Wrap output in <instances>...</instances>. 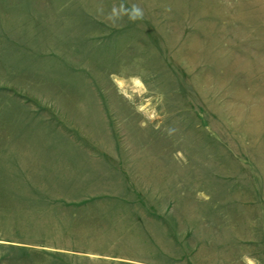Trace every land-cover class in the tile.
Returning a JSON list of instances; mask_svg holds the SVG:
<instances>
[{
	"label": "rangeland",
	"instance_id": "rangeland-1",
	"mask_svg": "<svg viewBox=\"0 0 264 264\" xmlns=\"http://www.w3.org/2000/svg\"><path fill=\"white\" fill-rule=\"evenodd\" d=\"M0 264H264V0H0Z\"/></svg>",
	"mask_w": 264,
	"mask_h": 264
},
{
	"label": "clouds",
	"instance_id": "clouds-1",
	"mask_svg": "<svg viewBox=\"0 0 264 264\" xmlns=\"http://www.w3.org/2000/svg\"><path fill=\"white\" fill-rule=\"evenodd\" d=\"M135 11H136L137 13L139 12L138 9H136ZM130 19H133V20H134V19H136V16H130Z\"/></svg>",
	"mask_w": 264,
	"mask_h": 264
}]
</instances>
